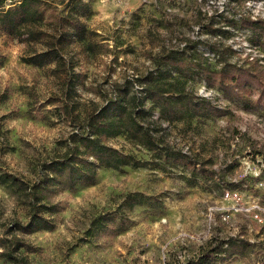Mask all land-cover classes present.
Segmentation results:
<instances>
[{"label":"rangeland","instance_id":"1","mask_svg":"<svg viewBox=\"0 0 264 264\" xmlns=\"http://www.w3.org/2000/svg\"><path fill=\"white\" fill-rule=\"evenodd\" d=\"M44 1L46 26L69 9L70 0ZM84 1L91 4V11L82 16L87 39L75 41L67 51L80 74L74 115L81 118L112 96L115 86L134 81L155 67L157 55L188 39L197 42L201 59L213 69L255 61L264 67V40L255 44L249 29L228 23L247 15L264 19V0ZM88 41L95 50L87 48ZM29 49L17 38L0 34V239L6 227L26 223L30 214L28 194L2 175L37 178L42 161L64 151L78 122L61 110L66 74L54 72V64L25 61ZM188 87L224 114L195 118L192 124L170 123L154 108L150 117L166 127L167 143L210 158L216 180L196 179L181 166L159 167L152 150L126 135L110 137L109 144L149 164L101 167L96 183L47 195L61 208L50 216L54 226L12 232L34 245L20 250L30 264H195L201 252L212 247H220V253L209 264H264V222L244 208L225 212L234 202L223 198L225 190L238 188L242 206H264V184H259L264 163L255 151L264 142V105L255 95L245 106L199 75ZM152 105L147 100L146 107ZM130 193L148 199L131 206ZM6 251L0 240V264L11 263Z\"/></svg>","mask_w":264,"mask_h":264},{"label":"trees","instance_id":"2","mask_svg":"<svg viewBox=\"0 0 264 264\" xmlns=\"http://www.w3.org/2000/svg\"><path fill=\"white\" fill-rule=\"evenodd\" d=\"M67 7L69 9L65 15L46 26L47 4L44 0H0V34L17 38L30 48L29 55L25 57L28 63L37 66L54 64V72L66 74L61 110L71 121H78L73 124L74 130L67 139L64 151L42 161L37 178L28 181L9 172L2 175L5 181L25 191L30 203L28 221H16L6 227L0 239L6 244L10 264H30L28 257L20 250L35 248L24 238L12 234L13 230L30 233L54 226L50 216L61 208L58 203L46 199L47 195L58 189H75L78 184L96 183L101 167L119 169L126 164L135 167L149 164V161L136 159L109 144L107 139L110 137L126 135L152 150L159 167L181 166L190 171L191 177L197 179L204 176L216 180L218 172L210 167V158L202 159L198 154L167 143L164 139L166 127L150 117L154 108L159 109L162 120L170 123L183 121L192 124L195 118L209 117L212 113L224 114L207 98L189 90L188 81L194 76H202L209 85H216L245 106L251 105L255 95L257 101L264 105L263 66L255 61L248 65L226 63L219 69H213L201 59L197 42L188 39L182 46L172 47L157 55L154 58L155 67L138 75L134 81L125 80L115 86L114 94L107 96L103 104L94 107L83 118L74 115L79 108L76 96L80 74L75 71L73 59L67 55V51L75 41L87 39L89 29L82 16L91 11V4L84 0H70ZM228 23L249 29L250 40L255 44H261V40H264L263 18L247 15L238 22L229 19ZM86 45L89 50H95L93 42L88 41ZM227 47L224 49L227 50ZM212 51L219 52V49L212 46ZM147 100L152 101V107H146ZM255 151L262 156L264 163V142ZM147 199L142 193L128 195L131 206L145 203ZM219 253L220 247L205 249L195 264L212 263Z\"/></svg>","mask_w":264,"mask_h":264},{"label":"built area","instance_id":"3","mask_svg":"<svg viewBox=\"0 0 264 264\" xmlns=\"http://www.w3.org/2000/svg\"><path fill=\"white\" fill-rule=\"evenodd\" d=\"M255 175L260 177V172L256 171ZM259 184L263 185L264 179H260ZM223 198L225 200H231L234 202V205H232V207H224L225 212H229L231 210H237V208H242V209L244 208L246 211L251 212L257 220H259L260 222H264V218H263L264 206L260 205L258 202H255L253 205L248 207L242 206L243 195H242V191L239 190L238 188H231L225 190L223 194ZM224 218H226V215H224Z\"/></svg>","mask_w":264,"mask_h":264}]
</instances>
